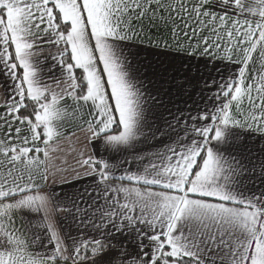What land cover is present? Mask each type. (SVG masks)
Instances as JSON below:
<instances>
[{
	"label": "snow or ice",
	"instance_id": "1",
	"mask_svg": "<svg viewBox=\"0 0 264 264\" xmlns=\"http://www.w3.org/2000/svg\"><path fill=\"white\" fill-rule=\"evenodd\" d=\"M0 81V264H264V0H0Z\"/></svg>",
	"mask_w": 264,
	"mask_h": 264
},
{
	"label": "crops",
	"instance_id": "2",
	"mask_svg": "<svg viewBox=\"0 0 264 264\" xmlns=\"http://www.w3.org/2000/svg\"><path fill=\"white\" fill-rule=\"evenodd\" d=\"M46 64H53V61H51L50 59L46 62ZM229 69H222V71H228ZM215 75V73H213ZM58 75V70L54 69L52 72H45V76L46 78H48L51 82V78L52 77H55ZM2 82V81H0ZM2 95H3V89L0 88V98H2ZM253 188H255L256 190H259L260 188H264V185H261L260 182L257 180L253 185H252ZM62 216L64 214H61ZM60 223L63 224V227L66 231H73V227H72V224H71V220L70 219H66V220H61Z\"/></svg>",
	"mask_w": 264,
	"mask_h": 264
}]
</instances>
